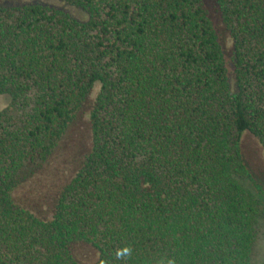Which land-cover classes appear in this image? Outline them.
I'll return each mask as SVG.
<instances>
[{"label": "trees", "instance_id": "obj_1", "mask_svg": "<svg viewBox=\"0 0 264 264\" xmlns=\"http://www.w3.org/2000/svg\"><path fill=\"white\" fill-rule=\"evenodd\" d=\"M46 1L0 0V264H257L264 0H216L229 67L202 0Z\"/></svg>", "mask_w": 264, "mask_h": 264}, {"label": "rangeland", "instance_id": "obj_2", "mask_svg": "<svg viewBox=\"0 0 264 264\" xmlns=\"http://www.w3.org/2000/svg\"><path fill=\"white\" fill-rule=\"evenodd\" d=\"M26 3L28 0H24ZM45 3H53L52 1L43 0ZM205 8L208 12L209 18L212 21L213 28L219 43L221 44L225 54L226 61L229 67L231 62V50L232 41L229 31L226 29L219 11V6L216 0H202ZM49 4V5H50ZM61 6V5H58ZM7 100L5 97H0V111L7 107ZM82 124H78L77 128L70 133L69 139L66 142L65 150L71 152L74 148L84 145L88 140L87 129H85V122L82 120ZM73 153V152H72ZM240 153L243 168L245 169L244 184L246 187H250L262 200L263 206L259 209L258 222L260 224V230L262 234L259 235L258 248L256 252L257 264H264V151L261 148L258 140L250 133L246 132L242 135L240 140ZM70 160H62L57 170L51 173L52 177L61 178L64 174L67 175L68 162ZM73 164L70 166V170ZM50 175V176H51ZM34 184L27 185L25 194L31 193L32 189L39 190V187ZM78 251V250H77Z\"/></svg>", "mask_w": 264, "mask_h": 264}, {"label": "clouds", "instance_id": "obj_3", "mask_svg": "<svg viewBox=\"0 0 264 264\" xmlns=\"http://www.w3.org/2000/svg\"><path fill=\"white\" fill-rule=\"evenodd\" d=\"M125 251H127V250H125Z\"/></svg>", "mask_w": 264, "mask_h": 264}]
</instances>
